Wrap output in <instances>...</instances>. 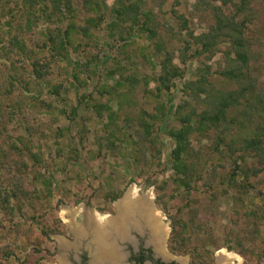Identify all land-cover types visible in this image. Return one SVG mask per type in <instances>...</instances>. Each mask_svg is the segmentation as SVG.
<instances>
[{
  "label": "rangeland",
  "instance_id": "obj_1",
  "mask_svg": "<svg viewBox=\"0 0 264 264\" xmlns=\"http://www.w3.org/2000/svg\"><path fill=\"white\" fill-rule=\"evenodd\" d=\"M85 1L72 0L71 15L52 0H0V264H75L69 247L79 239L64 209L78 210L74 222L85 229L87 214L117 216L116 204L133 186L140 198H153L158 224L168 227L159 249L168 262L218 264L224 251L242 264H264V163L242 150L250 134L261 130L264 141V0H246L237 15L232 2L242 0H137L155 19V37L140 23L112 28L117 0H106L100 25H88L97 14L85 9ZM218 11L243 26V61L231 39L208 52L196 40L214 33ZM70 26L72 45L59 56L56 46ZM86 26L90 36L82 33ZM168 59L181 75L170 91L159 93L157 79ZM238 66L243 75L229 78ZM202 77L210 94L244 96L229 109L225 126L193 134L199 174L188 190L174 168L176 145L168 133L182 126L178 111L209 108L207 94L187 89ZM98 104L110 108L100 115ZM141 117L152 127L149 135ZM235 160L244 172L258 173L246 178ZM252 210L259 216H249ZM187 221L211 230L218 245L208 249L204 235L182 232L179 224ZM229 233L242 236L244 246H219ZM83 234L81 246L89 250ZM155 234L154 227L131 236L137 245L153 243Z\"/></svg>",
  "mask_w": 264,
  "mask_h": 264
},
{
  "label": "trees",
  "instance_id": "obj_2",
  "mask_svg": "<svg viewBox=\"0 0 264 264\" xmlns=\"http://www.w3.org/2000/svg\"><path fill=\"white\" fill-rule=\"evenodd\" d=\"M53 6L56 10L60 9L61 6L64 4L66 7V10L73 15L72 12H74L73 9V3L72 0H52ZM142 2H138L137 0H133L130 3H126L125 0H117L116 6L114 9V15H115V21L113 22L112 28H116L119 26L120 22H131L132 23V29L133 26L139 24L141 30L144 32H147L151 37L156 36V28L152 26L154 24L155 19L153 16H151L150 11H142ZM235 6L236 15L242 14L245 12L247 8V1L242 0V2L236 3L232 2ZM104 4H106V0H86L85 1V9L88 12H94L97 14L96 17L88 18L87 23L88 25L92 27H97L102 23V17L100 14L102 13V9L104 8ZM226 4V3H225ZM216 29L214 33H208V34H202L198 37H196V40L203 44L202 51L208 52V51H215L218 48V45L222 41V39L227 40L231 39L232 44L234 45L235 49L234 51L237 52L238 61H243L245 57V53L243 51V31L241 30L242 25L238 24L234 18L226 17L223 15L220 11L217 12L216 15ZM73 28L74 26H70L65 30L63 33V38L60 40L59 43L56 46V53L60 56L62 51L60 50H67L69 46L72 45V34H73ZM90 27L86 26L82 29V33L85 36H90L89 34ZM59 38V37H58ZM55 50V47H54ZM238 69H232L227 73L231 79H240V77L243 75V71L241 70V66L237 67ZM163 74L159 79H157V82L159 83L157 85V89L159 93H162L164 91L168 92L171 90V88L175 85L174 80L175 78L179 77L181 75V72L178 70V68L174 67L172 65L171 60H166V62L163 63ZM226 74V75H227ZM37 76H41L37 72ZM123 82L119 81L118 85L120 87L123 86ZM208 86V80L205 77H202L199 79V81H196L194 83H188L187 89L192 91L195 96L197 94H201V92H204L207 97V99L210 102L209 108L204 110L200 114H182L181 111H178L176 114L179 116L182 126L181 128L171 129L169 131L170 137L175 142V149L172 153V159H173V165L176 171L183 176V179H180L179 182L186 187L188 190L191 189L192 183L194 182V179L196 178V175L198 176L199 171L195 167L194 159L199 157V152L194 150L192 147V136L194 133H207V131L211 129H220L221 127L225 126L227 122V115L229 112V109L231 107H237L238 101L240 98L244 96L243 93H238L237 91L230 93V92H220L217 94H210ZM54 92H58L57 88L54 89ZM209 93V94H208ZM243 94V95H242ZM122 97H126L125 95H122ZM198 97V96H197ZM109 106H105L102 104H98L95 106V109L97 112L102 115L103 110H109ZM162 114L165 113L164 106H162ZM159 115L152 116L151 118L153 120H157ZM197 117V118H195ZM116 115L110 114V123H113L115 120ZM142 125L145 128V132L147 135L151 132V125L144 121V118L141 117ZM225 131V129H224ZM262 133L261 130L256 133L255 136L249 135L247 137H243V144H242V150L247 152V150H250L252 152H255L256 155L261 159L262 163H264V141L262 140ZM243 157V156H242ZM235 164L237 167V170L242 171L245 174V177L248 178L251 175L257 174L258 172L254 171L251 172H244L243 166L239 165L238 161L235 160ZM114 200L118 199V195H116ZM249 216L258 217L259 213L256 210H252L249 212ZM264 220V216L262 218ZM206 225H209V221H206ZM179 225H182V229L184 233H186L188 230H194L196 233H199V235H204V237L208 238V241H210V245H208V249L212 248L214 245H218V238L213 235V232L211 230H206L205 226L202 224L200 225H194V227H191L189 221L183 222ZM176 228V223H175ZM174 228V231L176 232V235L179 237L181 233H177L176 229ZM177 237V238H178ZM226 241H223L221 243L222 247H227L230 250L240 248L244 246L245 239L242 236L239 235H231L230 233L227 234ZM179 242V239L177 240ZM185 239L182 238V241L180 240V243L184 245ZM182 245V246H183ZM177 264V263H173Z\"/></svg>",
  "mask_w": 264,
  "mask_h": 264
},
{
  "label": "bare ground",
  "instance_id": "obj_3",
  "mask_svg": "<svg viewBox=\"0 0 264 264\" xmlns=\"http://www.w3.org/2000/svg\"><path fill=\"white\" fill-rule=\"evenodd\" d=\"M116 205L118 208L117 216H103L95 212L87 214L88 226L85 229L74 222L75 217L79 213L78 210L64 209V215L70 217L67 222L70 223L72 228L77 230L75 231L78 233H76L77 236L82 237L83 233V236L93 234V241L100 247V250L97 249L96 254L99 255L100 253L99 258L101 257V259L97 261L102 262L103 259H111L116 264H121V260L115 252L117 248L114 241L122 236L125 237L128 229L132 225H137L141 230L147 229L148 227L151 230L155 227V240L153 243L151 241V243L159 251L169 231L166 224L164 225L161 222V224H158L160 218L154 206L153 198H140L137 194V189L133 186ZM144 221L147 222L145 223ZM145 224L146 228L144 227ZM62 242L63 240H61V244L64 247L65 243ZM157 253L161 254L160 252ZM165 258L167 259L168 257ZM100 262L97 263L99 264ZM217 262L218 264H234V262L242 264V259L234 254L220 251L217 255Z\"/></svg>",
  "mask_w": 264,
  "mask_h": 264
},
{
  "label": "flooded vegetation",
  "instance_id": "obj_4",
  "mask_svg": "<svg viewBox=\"0 0 264 264\" xmlns=\"http://www.w3.org/2000/svg\"><path fill=\"white\" fill-rule=\"evenodd\" d=\"M113 239L115 240V238ZM149 243H150L149 240H144L140 243L138 242L136 245V242L133 240L134 245H131L132 247L128 246L127 248H124V246H119V249L117 248L115 252L117 256H119V254L121 255V264L123 263L124 264H173V263H177L175 261L168 262L167 260L163 258L162 255L158 256L157 252L154 249V246L150 245ZM75 253H76L74 255L75 264H92V263L98 264L97 263L98 261L94 262V260L98 257L94 248L86 250L83 246H81L79 250Z\"/></svg>",
  "mask_w": 264,
  "mask_h": 264
},
{
  "label": "water",
  "instance_id": "obj_5",
  "mask_svg": "<svg viewBox=\"0 0 264 264\" xmlns=\"http://www.w3.org/2000/svg\"><path fill=\"white\" fill-rule=\"evenodd\" d=\"M145 223L147 221H144ZM146 228V224L144 226ZM149 230V227L147 229H144V230H141L137 225H132L129 229H128V232H127V235L125 237H120V238H117V248L119 249V246L125 242H133V238L131 236V234L133 232H138L140 234H143L145 231ZM79 240H77V242L75 243V245L69 247V249L73 250V252H77L79 250V248L81 247V245L84 243V240H86L85 238L87 237H79L77 236ZM88 241L90 242L89 245H88V248L89 249H92L94 248L95 252H97V248H96V244H94V241H93V234L92 235H88ZM150 245L152 243H149ZM158 256H161V254L157 253ZM164 258V257H163ZM165 260H169V258H164ZM110 260V261H109ZM121 263V261H120ZM102 264H116L114 261H112L111 259H103L102 261Z\"/></svg>",
  "mask_w": 264,
  "mask_h": 264
}]
</instances>
